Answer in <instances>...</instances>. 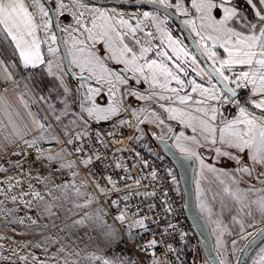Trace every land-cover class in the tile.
I'll return each instance as SVG.
<instances>
[{
    "label": "snow or ice",
    "instance_id": "1",
    "mask_svg": "<svg viewBox=\"0 0 264 264\" xmlns=\"http://www.w3.org/2000/svg\"><path fill=\"white\" fill-rule=\"evenodd\" d=\"M153 2H156V0H153ZM158 2L165 7L170 6L167 0H158ZM247 4L253 9H258L255 11V22L241 16L238 9L231 6V0H192V6L199 14L201 30L207 32V35L201 36V40H211L213 48L218 46L226 53V58L220 59L215 51L209 49L206 45L204 46V53L213 61V67L206 70L208 83L211 86L205 87L202 84H198L195 80L186 82L181 78L180 73L187 75L185 69L188 66L187 57L189 53L181 46L178 39H173L171 34L160 27L163 21H160L158 17L148 12L140 13L136 17L138 20L137 24L132 26L129 19H125L124 14L116 9L106 10L101 7L90 6V0L89 2L73 0L75 10L72 12V16L76 27L68 25L63 31L71 29L74 32L78 28H82L84 33L87 34V41H92L93 45L102 43L104 46L103 55L94 47H81L77 49L81 55L73 54L72 63L79 68L82 74L81 80L95 79L98 84H101V88L94 89L90 85L88 87L87 98L91 103L88 107H84L81 104V113L79 114L84 125L90 119L97 121L109 120L121 111V105L115 99H110L106 107H101L95 103L94 97L101 92L102 82L109 85L108 92L111 97H115L118 90L117 84L127 85L129 78L124 73L130 72L133 74L132 78L137 79V82H139L138 78L142 77L152 88H159L163 92L171 94L168 96L160 94L158 99L167 100L170 104L178 106L172 107L161 104L160 107L168 113L167 118L169 120L178 121L186 128H190L194 133L190 137L186 136L184 132L174 134V146L182 156L195 157L200 162L201 174L203 170L207 169V171L215 173L217 179L220 176H228L232 185L237 183L228 171L205 164L204 158L196 150L201 147H209L215 153L216 158H226L234 161L238 165L236 171L241 175L251 176L256 165L264 167V0H258V5L254 0H247ZM38 5L39 0H34V6ZM67 7L62 2L58 5L61 13ZM217 10L222 13L219 18L214 15ZM39 13L42 21L40 23L37 22L35 15L28 10L24 0H0V40L7 42L12 55L14 57L18 56L19 66L23 69H37L46 65V68L42 70L47 71L48 75L60 79V77L56 76V72L60 70V67L54 66L53 59L46 58L41 51L42 42L39 40L37 32L41 28L48 29L50 21L45 19L48 14L42 5H39ZM132 15L136 16V14ZM140 18H150L152 20L161 36L167 38L171 55L161 48L155 54L158 59L148 58L147 54L152 51L150 40L144 39L141 41L136 38L137 31H144L141 27L142 20ZM85 20L91 24V27H88L83 22ZM185 23L193 25L191 20L185 21ZM232 23L239 24L240 29L230 26ZM193 31H196L194 25ZM197 35H200L199 31ZM144 36L152 37L153 34L144 32ZM49 39L52 44L57 43L55 34H52ZM131 41H134L135 45L140 46L139 51L136 50ZM73 43L74 45L77 43L74 37ZM79 43L84 44L85 41H79ZM161 43L163 44V40H161ZM57 51V48L50 46L48 48L49 57H54ZM2 54L3 49H0V55ZM173 57L175 58L174 60ZM107 60L115 61L116 64H123L124 68L119 71L110 68L107 66ZM195 63L196 60L193 57L192 64L194 65ZM0 66H4L3 59H0ZM237 67L241 69L238 72L234 70ZM4 70L7 78L11 79L12 76L8 72V68L5 67ZM226 70L229 74H226ZM201 71L205 70L202 69ZM84 72L88 73L87 77L83 76ZM197 74L199 75L200 72ZM213 79L215 83H213ZM173 81H175L177 87H170ZM60 86L64 87V92L67 96L70 89L63 84L62 79ZM189 86H191V91L185 92V89ZM242 90H247L249 93L248 99L244 102L240 101V92ZM193 93L197 94L199 99L195 98ZM128 94L135 95L138 99L145 98L135 91H130ZM253 97H259V99H253ZM41 99L43 100L44 97H41ZM62 103L65 104L63 114L66 115L68 113L67 100H63ZM248 104L259 109L260 115L250 112ZM226 106L235 107L238 110L237 116L232 119L225 117L222 109ZM49 107L51 108V105ZM84 113L87 114L86 117ZM133 115H135V111ZM152 116L155 117L156 114L152 113ZM55 119L59 121L60 116H55ZM155 122L159 126L165 124V121L159 118H156ZM33 123L40 130V135L39 137H33L31 141L25 140V145L36 149L38 160L47 159L49 162L63 160L62 153L45 156L43 150L37 147L40 140L47 138L58 139L48 131L51 126L46 125L45 122L39 119H34ZM73 123H76V121H73ZM168 130L171 131V128ZM13 134L22 138V130L19 128H14ZM65 135L69 137L67 143L73 145L76 144V141H82L86 138L83 132L73 134L67 128H65ZM97 138L100 139L99 133H97ZM161 143H164V141H161ZM75 152L84 153L82 143L79 146H75ZM245 153L253 167L240 166ZM14 154L20 155L21 153ZM93 156L96 160L100 159L98 155L91 153L87 158L82 159L81 163L87 167L92 163ZM144 165L147 167L148 162L144 161ZM75 166L74 161H68L60 165L61 168H73ZM116 167L121 168L122 165L117 162ZM73 175L76 174L73 173ZM169 175L171 176L172 173L169 172ZM152 176L154 179L156 178L155 170L152 171ZM130 178L127 175L122 177L125 180ZM107 179L112 184L113 189L118 190L115 182L110 177ZM257 179L264 183V173H260ZM219 182L225 184L223 179H219ZM135 183L139 184L140 181L136 180ZM96 187L101 194L107 195L108 189L99 184ZM224 191L229 193L238 203L245 200V194L238 187L233 189L232 186H225ZM249 191H252V189H249ZM259 191H264V189ZM77 192L79 193V189H77ZM33 195L39 196L38 193ZM148 195H152V193H148ZM127 198V196L123 197L125 200ZM12 200L15 201L16 197H12ZM89 203H91V199L82 206L86 207ZM117 203L115 200L112 201L113 205ZM252 205H255L256 210L264 217V196L244 204V207L249 208V215H252ZM200 206L204 210V205L201 204ZM0 211L3 210L0 209ZM48 211L50 212V209ZM116 219L123 222L125 216L121 213ZM146 219L145 217L134 220V226L146 229ZM19 222L23 223V220L21 219ZM75 223H83V220ZM169 227H174V225H169ZM243 227L241 222L242 230ZM106 235L109 240L115 238L114 232H109ZM181 238H183V235ZM216 244L218 249L222 246L220 236L217 237ZM232 244L235 245L236 241L233 240ZM156 246L157 241L152 239L141 250L147 251L148 248L154 249ZM168 248L171 251V245ZM21 259L24 260L25 258L21 257ZM105 264H108V262L105 261ZM152 264H159V261L153 259ZM213 264H216V262L213 261ZM219 264H226V262L220 259ZM261 264H264V260L261 261Z\"/></svg>",
    "mask_w": 264,
    "mask_h": 264
},
{
    "label": "rangeland",
    "instance_id": "2",
    "mask_svg": "<svg viewBox=\"0 0 264 264\" xmlns=\"http://www.w3.org/2000/svg\"><path fill=\"white\" fill-rule=\"evenodd\" d=\"M50 1H52L53 5L56 4V0ZM156 2H158V0H156ZM254 2L258 5V0H254ZM167 3L170 5L168 8L180 16L182 22L197 41L206 61L212 67L213 61L204 53L205 45L209 49L215 51L220 59L226 58L224 50L218 46L213 48V42L211 40H201V36L207 35V32L201 30V21L198 18L199 14L192 6V0H179V4L178 0H167ZM231 6L237 8L241 16L247 17L249 20L255 22V11L258 9H253L248 5L247 0H231ZM137 10L139 13L148 12L158 17L160 21H163L160 27L171 34L173 39H178L181 46L189 53L187 57L188 66H186L185 69L189 74L188 79L195 80L198 84H202L205 87H210L211 85L208 83L207 72L201 71L203 67L194 56L189 44L171 21L155 10ZM214 15L219 18L222 13L217 10L214 12ZM140 19L142 20L141 27L144 31H138L137 35L140 38L143 37L141 38L142 40H150L152 45V51L149 52L148 58L158 59L155 54L161 48L171 55L167 38L161 36L152 20L150 18ZM188 20L193 21L196 31H193V25L185 23V21ZM87 26L91 27V24L88 23ZM230 26L238 30L240 29V25L237 23H232ZM198 31L200 35H197ZM144 32H151L153 36L145 37ZM153 37L156 38V43L159 42V45L153 42ZM161 40H163V44ZM154 46H156L155 51ZM193 57H195L196 60L194 65L192 64ZM174 59L173 57V60ZM169 64H171V62H169ZM216 66L218 67V65ZM234 70L238 72L241 69L237 67ZM198 72H200L199 75L197 74ZM226 74H229L227 70ZM180 76L185 80L184 73H180ZM138 79L140 80V78ZM213 83H215L214 80ZM140 85L141 87H139ZM140 85L133 87V91L145 98L138 99L137 96L132 95L130 104L132 113L130 114V120L132 121L135 131L139 133L142 138L149 137L141 131V126L143 124H146L148 127L150 126V128L153 127L157 131L159 130L162 137L166 135L168 128H170L167 123H170L172 126L173 137L174 134L180 132H184V134L189 137L194 135L190 128H186L176 120H169L167 118L168 113L160 107L161 104L172 107L178 106L170 104L167 100L158 99L160 94L168 96L171 95L170 93L163 92L159 88H152L141 80ZM170 87H177L175 81L171 83ZM190 91L191 86L187 92ZM153 93H155V95H153ZM193 96L199 99L197 94L193 93ZM248 97L249 93L241 98L240 101L244 102ZM253 99H259V97H253ZM109 100L110 98H108L105 105L103 104L100 106L106 107ZM78 104L79 106L81 105L80 100ZM248 106H250V108H248L250 112L260 115L259 109L254 108L251 104H248ZM134 111L135 115H133ZM222 111L223 115L228 119H232L238 114V110L233 106H226ZM152 113H155L156 116L153 117ZM156 118L163 119L168 128L164 125L159 126L155 122ZM117 120L118 119H114L112 122ZM141 121L143 122L141 123ZM170 132H172V130ZM174 144L175 141L172 139V145L174 146ZM174 148L176 149L175 146ZM196 150L204 158L205 164L228 171L237 181L235 185H232L231 179L228 176H220L219 179L225 181V184H221L219 179H217V175L207 171V169L203 170L201 174L200 162L194 157L197 164L194 181L196 206L209 226L218 260L223 259L226 264H239L242 252L247 243L264 228V217L256 210L255 205L251 206L252 215L248 214L249 208L244 207V204L248 203L250 200H256L264 196V191H259L264 189V183H261L260 180L257 179L260 173H264V167L256 165L253 174L247 177L236 171L238 165L234 161L227 160L226 158H216L215 153L211 151L209 147H201ZM19 158L14 159L13 162H8L6 158L3 159L0 157V209L3 210L0 211V264H105V261H107L108 264H115L107 258V253L105 254V252L112 247V244H108L107 235L105 234L108 228L105 223L97 217L98 214L96 210L98 209L93 208L92 213H81L83 209L89 205L87 204L86 207L82 206L85 205L88 199L81 196V201L75 206L73 212L75 215L79 214V216L73 220L66 221L61 219L62 215L56 216L51 211L45 212V210L50 209V206L32 204L35 201L27 198L26 189L20 187L19 182L33 179L36 171L27 164V158L26 160L23 156ZM241 164L253 167L246 153L243 154ZM225 186H232L233 189L237 187L241 189L245 194V200L238 203L229 193L224 191ZM249 189H252V191H249ZM12 197H16V200L13 201ZM28 201H31V204H29ZM201 204L204 205V210L201 209ZM42 209L44 210L43 212L41 211ZM93 214H97V216L95 215L93 218ZM21 219L23 223L19 222ZM80 220H83V223H75ZM33 221H35V223H33ZM241 222L244 226L243 230L241 229ZM218 236H220L222 241V246L219 249L216 244ZM233 240L236 241L235 245L232 244ZM188 248L197 251L198 259L196 264H207L199 249V244L195 235L189 239ZM21 257L25 259L22 260ZM262 260H264V241L251 254L248 264H261Z\"/></svg>",
    "mask_w": 264,
    "mask_h": 264
},
{
    "label": "built area",
    "instance_id": "3",
    "mask_svg": "<svg viewBox=\"0 0 264 264\" xmlns=\"http://www.w3.org/2000/svg\"><path fill=\"white\" fill-rule=\"evenodd\" d=\"M124 120L90 122L71 128L73 134L83 132L86 136L75 145L67 143L69 137L65 133L55 130L54 136L58 139L47 141L39 148L44 154L61 152L66 162H75L73 168H58V184L67 187L79 179L93 196L95 208L102 210L105 225L116 230L118 239L108 250V259L115 264H152L153 259L159 264H191L186 252L189 239L194 234L184 213L178 173L150 140L135 131L129 114ZM132 137L135 138L130 139ZM81 143L84 153H76L75 146ZM91 153L100 159L93 156L92 163L85 167L81 160ZM144 161L148 162L147 167ZM117 162L121 168L116 167ZM38 163L36 149L28 148L27 164L35 169ZM126 175L131 178L122 179ZM108 177L118 190L113 189ZM136 180L140 183L136 184ZM97 184L108 189L107 195L101 194ZM125 196L128 197L126 200L123 199ZM114 200L118 202L116 205L112 204ZM121 213L125 216L123 222L116 219ZM145 217L146 229L134 226V220ZM152 239L157 241V246L142 251V247Z\"/></svg>",
    "mask_w": 264,
    "mask_h": 264
},
{
    "label": "crops",
    "instance_id": "4",
    "mask_svg": "<svg viewBox=\"0 0 264 264\" xmlns=\"http://www.w3.org/2000/svg\"><path fill=\"white\" fill-rule=\"evenodd\" d=\"M60 1V2H59ZM52 4V1L48 0ZM67 5V9L63 10L61 13L58 5L60 3ZM86 2V1H85ZM25 5L28 7V10L32 12L38 23L41 21V16L39 13V5H42L44 10L47 12V17L45 19L50 21L48 29L41 28L37 32V36L41 43L42 54L46 58H52L54 66H59L60 70L56 72V76L60 79L55 78L54 76L48 75L47 71H43L45 66L37 69H28L25 70L19 66L18 56L14 57L11 53V49L8 48L7 42L0 40V49H3V54L0 55V59H3L4 66H0V157L3 159L6 158L8 162H13L14 159L19 158L20 156L27 158V147L24 143L25 140L31 141L33 137H39L40 130L33 123L34 119H39L50 125L48 129L49 132L54 135L55 130L65 133V128L71 129L77 126H85L83 121L80 119L79 114L81 113V105L79 106V100L84 107L90 106V101L87 98V92L89 85L92 88H101V84H98L95 79L91 80H81V72L72 63L73 54L81 55L77 49L81 47L91 48L94 47L98 49L100 54H104V46L102 43H95L93 45L92 41L86 40V33H84L82 28H78L76 31H63L68 25L76 27L73 20L72 12L75 10L73 7V0H56V4L53 5L57 18L59 21V27L62 36V45L68 65L72 73L77 77V80L74 81L68 75L64 67V61L61 54V50L58 44V39L56 44H52L49 37L52 34H55L50 12L43 2L39 0V5L34 6V0H24ZM90 6H98L90 3ZM106 10L116 9L118 12L124 14L125 19H129V22L132 26H135L138 22L137 16L140 14L137 9H126L122 7L115 6H99ZM108 7V8H106ZM145 11V10H144ZM132 14H136L133 16ZM88 24L87 21H83ZM186 26V25H185ZM138 33V31H137ZM136 33V38L143 41L138 37ZM56 35V34H55ZM73 37L77 43H73ZM79 41H85L84 44L79 43ZM153 42L156 45H159V42L156 43V38L153 37ZM137 51L140 47L135 45L134 41H131ZM57 48L54 57H49L48 48L49 47ZM158 48V47H157ZM156 46H154V51ZM149 53L147 54V56ZM107 66L116 70L120 68L123 69V64H116L115 61L107 60ZM8 68V72L11 73L12 78L8 79L7 74L5 73L4 68ZM133 75L132 73L128 72ZM83 76L87 77L88 73L84 72ZM140 80L150 86L149 83H146L142 77H139ZM61 79L63 84L70 89V92L65 95L64 87H61ZM109 85L102 82V90L99 95L94 97L95 103L100 105H105L108 101V98L115 99L121 105V111L116 115L110 118L109 120H100L95 119L88 120L90 122H112L114 119L117 121H125L124 118L127 114L132 113L131 109V97L128 92L133 91V86L131 84H117V92L115 97H111L108 92ZM41 97H44L42 100ZM105 97V98H103ZM108 97V98H107ZM67 100L68 113L63 114L65 104L62 103L63 100ZM51 105V108L49 107ZM55 116H60V120L57 121ZM86 117L87 114L84 113ZM76 121V123H73ZM14 128H19L22 130V138L15 136ZM7 138V139H6ZM52 140L47 138L40 140L37 144V147H40L43 143ZM14 153H21V155H16ZM61 153V152H56ZM56 153H47V155H55ZM63 154V153H62ZM63 160H55L49 162L47 159H39V163L35 168V175L33 179L19 182L20 187L26 189L27 198L34 200L32 204L46 205L50 206V211L58 216L62 215L63 220L70 221L75 219L78 215H75L74 209L80 203V197H86L88 200L91 199L88 207L84 208L81 213H92L93 208H95V202L93 196L90 194L83 183L79 179H75L67 187H62L58 184L57 181V171L60 168L61 163H67L65 161V156L63 154ZM20 159V158H19ZM24 160V161H25ZM20 163V162H19ZM83 185V186H82ZM79 189V193L77 192ZM34 193H38L39 196H34ZM42 197V199H41ZM29 202V201H28ZM31 204V201L29 202ZM63 206V207H62ZM65 206V207H64ZM96 209V208H95ZM49 209L45 210L47 212ZM44 211L43 209L41 210ZM97 214H93V218L96 215L103 221L102 213L98 210ZM58 219V218H57ZM101 223V222H100ZM108 229L106 233L114 232L115 238L108 240V244H115L118 239V234L116 230L106 226ZM109 250V249H108ZM105 252V254L108 252ZM251 257V256H250ZM250 259V258H249Z\"/></svg>",
    "mask_w": 264,
    "mask_h": 264
},
{
    "label": "water",
    "instance_id": "5",
    "mask_svg": "<svg viewBox=\"0 0 264 264\" xmlns=\"http://www.w3.org/2000/svg\"><path fill=\"white\" fill-rule=\"evenodd\" d=\"M89 2V0H85ZM45 5L47 6L50 16L52 25L55 31V34L58 39V44L61 50V54L64 61V67L68 75L72 78V80L76 81L77 77L72 73L68 61L66 58V54L63 49L62 45V36L59 27V21L57 18V13L54 7L48 2V0H43ZM91 4L98 5V6H115V7H122L126 9H150L158 11L159 13L166 16L171 23L175 26V28L180 32L186 42L189 44L194 56L206 71L207 69L211 68L212 66L206 61L203 53L201 52L197 41L195 40L194 36L190 33L188 28L182 22L180 16L172 11L170 8L165 7L164 5L153 2V0H131V1H117V0H90ZM119 70H122L121 68ZM118 70V71H119ZM124 75L129 78L128 81L133 82L135 86L140 85V80L137 82V79L132 78L128 72H125ZM189 74L184 77L185 81L187 82L189 79ZM214 80V79H213ZM215 81V80H214ZM190 86L185 89V92L189 91ZM247 90H242L240 93L247 94ZM168 126L171 128L172 132L163 138L158 135V132L155 128H152V131H148L149 139L152 141L156 149L164 155L167 160L172 164V166L176 169L181 185V190L183 194V209L188 221V224L195 235L199 249L202 253L207 264H213V261L216 264H219L218 257L216 255L214 249L213 238L210 233L209 226L206 220L202 217L199 213L197 206H196V197H195V189H194V181H195V174H196V159L194 157H184L180 152H178L174 146L172 145L173 139V129L170 123ZM164 141V143H161ZM248 177V176H247ZM264 241V228L261 229L253 239H251L247 245L245 246L239 264H248L249 258L254 250Z\"/></svg>",
    "mask_w": 264,
    "mask_h": 264
},
{
    "label": "flooded vegetation",
    "instance_id": "6",
    "mask_svg": "<svg viewBox=\"0 0 264 264\" xmlns=\"http://www.w3.org/2000/svg\"><path fill=\"white\" fill-rule=\"evenodd\" d=\"M146 10H150V9H146ZM130 75H131V74H130ZM128 83L131 84L133 87H136V86L133 84V82L128 81ZM139 87H141V85H140ZM247 93H248V92H247ZM240 94H242V93H240ZM245 95H246V94L240 95V99L243 98V97H245ZM164 126L166 127L165 124H164ZM157 128H158V127H157ZM166 128H168V127H166ZM168 129H169V128H168ZM141 131H142L146 136H149L148 131H149V132L152 131V128H150V126L148 127L146 124H143V125L141 126ZM157 132H158V135H159L160 137H162V136L160 135V131L158 130ZM169 134H170V131L168 130V132L166 133V135L163 136V138L167 137ZM147 139L150 140L149 137H147ZM150 142L152 143L151 140H150ZM152 145H154V144L152 143ZM241 165H242V166H245V164H241ZM186 253H187V257H188V259L190 260L191 264H196V263H197V259H198V257H197V251H194L193 249L188 248V250H187Z\"/></svg>",
    "mask_w": 264,
    "mask_h": 264
},
{
    "label": "trees",
    "instance_id": "7",
    "mask_svg": "<svg viewBox=\"0 0 264 264\" xmlns=\"http://www.w3.org/2000/svg\"><path fill=\"white\" fill-rule=\"evenodd\" d=\"M248 108H250V106H248Z\"/></svg>",
    "mask_w": 264,
    "mask_h": 264
}]
</instances>
